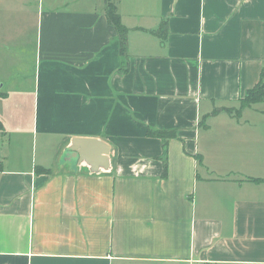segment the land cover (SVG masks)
<instances>
[{
    "label": "crops",
    "instance_id": "crops-1",
    "mask_svg": "<svg viewBox=\"0 0 264 264\" xmlns=\"http://www.w3.org/2000/svg\"><path fill=\"white\" fill-rule=\"evenodd\" d=\"M105 5L0 0L35 17L0 264H264V101L219 109L264 85V0H117L124 55Z\"/></svg>",
    "mask_w": 264,
    "mask_h": 264
},
{
    "label": "rangeland",
    "instance_id": "rangeland-1",
    "mask_svg": "<svg viewBox=\"0 0 264 264\" xmlns=\"http://www.w3.org/2000/svg\"><path fill=\"white\" fill-rule=\"evenodd\" d=\"M105 1L109 3L115 2V0ZM34 19V16L17 17L11 16L8 12H0V91L10 93V90L16 88L17 90H28L32 85V78L29 79V77L32 69L33 57L31 58V56L33 54L35 42ZM17 20L21 24H17ZM13 23L17 24H15L16 28L13 26ZM13 28L15 29L13 30ZM2 48L8 50L2 52ZM15 78H19L18 81ZM2 85H4L3 88H1ZM260 105L257 104L253 108L252 112L255 116H249V114L245 116L244 114L241 119L249 117L264 118V114H262L260 110H257ZM241 106L242 99L234 103L225 104L224 108L219 107V109L236 115ZM4 107L5 106L0 102V112ZM13 145L14 144L9 140V135L0 132V167L2 165H7L6 161L8 158L5 159V155L11 152L10 146ZM23 164L25 166L26 160L25 162L23 161Z\"/></svg>",
    "mask_w": 264,
    "mask_h": 264
},
{
    "label": "trees",
    "instance_id": "trees-1",
    "mask_svg": "<svg viewBox=\"0 0 264 264\" xmlns=\"http://www.w3.org/2000/svg\"><path fill=\"white\" fill-rule=\"evenodd\" d=\"M105 18L109 25H111L119 39L120 45V53L124 55L126 53V40L125 33L126 29L123 27L120 15L117 11V0L114 3H109L106 1L105 5ZM264 101V85L262 83L257 84L254 88L249 90L244 98L242 99V106L240 108L249 107L253 104L263 102ZM0 132L4 133V128L0 122ZM160 138H164L160 133L157 134ZM164 144H166V140H164Z\"/></svg>",
    "mask_w": 264,
    "mask_h": 264
},
{
    "label": "water",
    "instance_id": "water-1",
    "mask_svg": "<svg viewBox=\"0 0 264 264\" xmlns=\"http://www.w3.org/2000/svg\"><path fill=\"white\" fill-rule=\"evenodd\" d=\"M73 143V142H72ZM107 157L109 156V150H108V152H106V153H104ZM108 159V158H107ZM106 159V160H107ZM107 170V169H106Z\"/></svg>",
    "mask_w": 264,
    "mask_h": 264
}]
</instances>
